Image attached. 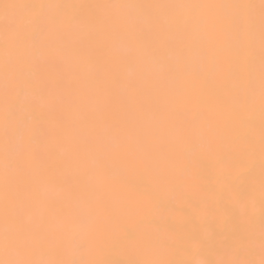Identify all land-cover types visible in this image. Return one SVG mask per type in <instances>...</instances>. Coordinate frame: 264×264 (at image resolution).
<instances>
[{
  "label": "bare ground",
  "instance_id": "1",
  "mask_svg": "<svg viewBox=\"0 0 264 264\" xmlns=\"http://www.w3.org/2000/svg\"><path fill=\"white\" fill-rule=\"evenodd\" d=\"M0 264H264V0H0Z\"/></svg>",
  "mask_w": 264,
  "mask_h": 264
}]
</instances>
